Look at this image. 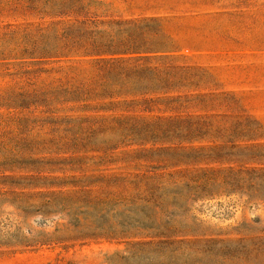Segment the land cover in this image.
Segmentation results:
<instances>
[{
  "label": "rangeland",
  "instance_id": "obj_1",
  "mask_svg": "<svg viewBox=\"0 0 264 264\" xmlns=\"http://www.w3.org/2000/svg\"><path fill=\"white\" fill-rule=\"evenodd\" d=\"M84 18L168 58L38 53ZM0 264H264V0H0Z\"/></svg>",
  "mask_w": 264,
  "mask_h": 264
},
{
  "label": "trees",
  "instance_id": "obj_2",
  "mask_svg": "<svg viewBox=\"0 0 264 264\" xmlns=\"http://www.w3.org/2000/svg\"><path fill=\"white\" fill-rule=\"evenodd\" d=\"M61 15V14H59ZM95 23L84 18L80 21L76 29H68L60 37H54L58 43L52 47L46 46L38 50L40 55L45 57H68L71 54H78L80 56H103V55H123V56H137V58H154V59H166V54L170 50L166 48L165 44L160 39L153 36L147 37L148 33H135V27L131 29L121 30V34L124 37L111 38L107 42H103V32L98 31L93 33ZM148 28V27H147ZM146 28V29H147ZM94 34V35H93ZM48 39V38H47ZM63 41L62 45H59L60 41ZM32 53V52H31ZM159 54V55H158ZM153 55V56H149ZM159 72L155 69L144 68L141 71L128 72L123 74L121 72H108L105 74L107 80L103 85V92L109 93L108 96H130V97H143L147 94H165L171 89L172 82L166 76H158ZM177 87V86H172ZM117 90H111V89ZM153 105V100L142 99L140 101L132 100L126 106L137 107L141 106L144 111L149 112L150 106ZM173 184L175 188H184L186 190H192L193 192L199 191L200 193H207L206 184L202 186L193 181V185L186 183L179 187L172 182L159 183L155 186V192H166L169 190V185ZM173 227L172 220H166L162 222V225L155 230V237H168ZM161 229V230H159Z\"/></svg>",
  "mask_w": 264,
  "mask_h": 264
}]
</instances>
